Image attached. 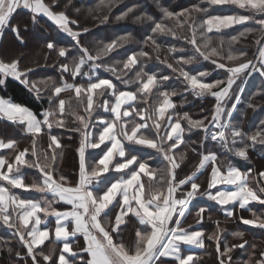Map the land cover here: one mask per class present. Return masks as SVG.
<instances>
[{"label": "snow or ice", "instance_id": "snow-or-ice-1", "mask_svg": "<svg viewBox=\"0 0 264 264\" xmlns=\"http://www.w3.org/2000/svg\"><path fill=\"white\" fill-rule=\"evenodd\" d=\"M118 2L119 0H99L96 10L107 8L110 12L111 7ZM155 3L162 13L160 21L141 13L134 17V22H152V34L145 37V44L153 46L157 58L162 47L155 39L157 34L179 39L180 32L186 31L187 34L182 38L192 47L194 54L182 57L176 63L191 64L200 57L226 73L224 79L208 82L204 79L209 76L208 72L191 74L183 67H174L167 59L162 61L174 73L178 72L183 77L186 91H190L194 97L203 99L210 96L215 99L210 118L206 116L194 120L188 113L173 114L176 105L171 97L177 93L175 90H160L162 83L170 79L169 76L144 70L141 59L151 58L148 52H132L126 59L112 60L111 63L105 60H111L112 53L133 39L131 33L117 36L110 42H102V46L94 50L82 44V35L89 33L90 29L80 28L79 21L68 16L67 10L70 7L77 14L81 11L74 7L73 0H0V33L10 28L19 43H25L20 26L11 23L13 14L17 9L23 8L31 13L33 25L38 23L40 16L46 17L60 32L74 41L71 49L60 46L55 40L46 44L49 52L57 53V70L60 73L58 82L52 77L40 81L30 79L35 67L47 66V54L45 65L37 64L26 68L20 66L22 53L8 61L0 58V85H4L7 78H12L23 84L38 100L44 98L46 91H51L47 96L49 106L39 114L20 103L0 98V117L23 126V136L31 137V151L28 148L17 151L18 140L8 139L5 142L0 138V150L16 151L11 161L0 155V182H3L0 183V227L12 232L13 238H18L19 244L26 249L24 254L16 252L18 261L30 258L31 264H196L197 258L191 253L185 255L182 248L205 247V233L199 230L189 231L188 228L192 226H184L190 215L189 205L192 201L198 196L214 201L221 206L225 222L235 219L237 204L239 209L247 211H251L248 208L251 202L264 205V185L257 181L254 189L249 184L250 178H254L253 169L242 171L230 161H221L216 152L205 150L198 153L200 159L195 170L177 179L178 170L186 161L187 153L178 155L174 152L181 145L189 144L185 132L192 133L195 130H200L205 135L200 141H191L192 144L199 143L203 146L205 141L210 140L231 155L246 161L249 160V148L264 146V120L251 134L243 132L233 123V112L241 99L239 93L235 94V103L231 104V109L227 108L228 102L233 99V88L238 80L252 72L264 77V0H201L208 7L197 4L180 12L163 7L160 0H155ZM217 5H234L251 15L210 14L209 8ZM138 8L139 5L133 3L115 19L123 21ZM92 11L93 9H89V13ZM201 15L203 19L199 18ZM108 21L109 16L106 14L100 22ZM167 21L173 23L169 24ZM246 23H254L258 27L245 28L239 35L224 39V30ZM254 33L259 34L255 40L258 46L255 63L253 59H245L246 51L233 48L242 38ZM214 39L217 41L215 44ZM73 50L76 55L69 60V53ZM177 51L184 50L168 48L170 54ZM60 58L67 62H60ZM121 64L122 67L118 68ZM55 66L54 64L53 67ZM86 67L87 71L84 70ZM136 67H139V71L135 72L133 79H123ZM101 68L112 73L125 88L132 84L138 85L136 91L120 90L112 79L98 76L97 70ZM65 74L73 82H68ZM78 77H85L86 80L76 83ZM242 91L240 88L239 92ZM67 92L74 93V96L61 98V94ZM261 95H264V88L252 94L253 97ZM153 96L155 100H151ZM101 98L102 103L99 102ZM73 99L76 101L75 105L72 103ZM141 102L145 107H137ZM247 106L253 109L255 107L251 103ZM101 108L103 113H110V117H105L98 111ZM69 116L78 127H68ZM135 117H139V122ZM182 121L187 123V128L182 126ZM54 128L74 131L80 135L79 145L75 149L78 172L74 183L59 171L58 161L64 157V146L61 139L53 134ZM45 135L48 139L47 150L38 147L40 139ZM237 144L243 146L237 147ZM136 145L154 149L163 157L167 162L164 175L161 170L152 168L147 160L133 154L136 149L130 146ZM101 146H104L103 149ZM89 149H101L102 155L90 163L87 156ZM192 151L195 152L196 149ZM23 168L37 170L39 178H34L31 184L26 183ZM209 168L207 187L201 191L202 185L197 181ZM110 172L121 175L112 181L105 175ZM256 175L264 180V171ZM143 177H147V184ZM218 185L231 187L220 189ZM12 189L33 190L43 194L44 198H21ZM48 195L51 196L50 200L47 199ZM60 202L70 205V209L61 211L53 207ZM227 205L234 207L228 210L224 207ZM112 208L117 209L114 220L110 218ZM207 211L205 207L197 210V224L204 221V213ZM252 216V219L240 217V220L245 225L264 229V219L254 212ZM49 217L55 218L54 227L49 225ZM208 218L211 219L210 216ZM129 219L135 221V237L130 245L124 243L121 228L129 223ZM215 223V232L207 238L215 243L219 264H232L231 253L237 248L244 249L248 243L243 239L245 233L238 230L228 233L241 241L230 245L224 235L227 230L220 226V221ZM79 236L83 237L85 246L77 250ZM46 241L53 245L56 242L62 244L58 256L55 246L47 253L43 250L42 246ZM10 244V241L4 242L9 253L13 251ZM252 248L255 249L256 245L253 244ZM82 253L87 254V259ZM253 255L254 253L250 254L243 264H252ZM259 256L255 264H264V251Z\"/></svg>", "mask_w": 264, "mask_h": 264}, {"label": "trees", "instance_id": "trees-1", "mask_svg": "<svg viewBox=\"0 0 264 264\" xmlns=\"http://www.w3.org/2000/svg\"><path fill=\"white\" fill-rule=\"evenodd\" d=\"M63 2H66V0H63ZM133 3L139 5L137 11L133 15L127 17L125 20L117 21L115 17L120 15L121 12L125 11L126 8L130 7ZM98 4L99 0H73L74 7L81 9L80 13L77 14L72 10L71 7L67 10L69 17L79 21L80 28L88 27L90 29L89 33L82 35L81 43L87 45L90 50H94L95 48L102 46V42H110L117 36L131 33L133 39H131L127 44H124L122 48L112 53L111 60L108 58H105V60L111 63L112 60L126 59L127 55L131 54L132 52H139L140 50L148 52L151 58L146 57L141 59V65L143 66L144 70L149 73L155 72L160 75L169 76L170 79L162 83L160 90H175L177 93V95L171 97L172 102L176 105L173 114L183 115V113H188L194 120L203 119L206 116H209L210 118V112L213 108V105L215 104V99L210 96L203 99L194 97L190 91H186V84L183 82V77L179 76L178 72L174 73L170 68L167 67L165 63H162V61L167 59V62L173 64L174 67H183L185 71H188L191 74H197L200 71L208 72L209 76L204 78L208 82L224 79L226 77V73L222 69L216 68L211 62L205 61L200 57H197V59L191 64L180 65L176 63V61L180 60L182 57L186 58L187 56L194 54L192 47L182 38L187 34V32H180L181 38L179 39L171 35L157 34L155 39L157 40V43L162 45L158 54L159 58H157V53L154 51L153 46L150 43L145 44V37L152 34V22H134V17L136 15H140L141 13H145L153 17L155 21H160L162 19V13L157 7L155 0H119L118 3L111 7L110 12L107 8H101L99 11H97L96 6ZM160 4L174 12H180L183 9L191 8L193 5L197 4H200L202 7H208L206 3H201V0H160ZM89 9H93V11L89 13ZM209 13L213 15H251L250 12L239 9L234 5L212 6L209 8ZM106 14L109 16V21L107 23H101V19ZM199 18L203 19L204 17L201 15ZM13 22H17V24H19L21 36L25 40L24 44H20L19 41V44H16L17 47L21 48L20 53L23 54L21 62H27V67H34L37 64L45 65V54H47V66L35 67V71L30 74V79L33 81H40L48 77H52L58 82L60 73L57 70L59 67V64L57 63V53L49 52V50L46 48V44L50 40H55L60 46H67L71 49L73 48L74 41H72L71 38L67 36V34L60 32L56 26L46 17L40 16L38 18V23L33 25L31 23V13L25 9H21L16 12V15L13 17ZM167 23L171 24L173 22L167 21ZM25 26H27L26 31ZM72 27L76 29L75 25ZM249 27L256 28L258 26L254 23L235 25L233 28L224 30L222 34L224 39L228 40L231 38V36L239 35L240 32ZM258 35V33L249 34L247 37L242 38L240 42L233 45L234 49L246 51L247 56L245 59H253L254 63L256 62L254 58L257 54L258 48V46L255 44V40L257 39ZM213 43L215 44L217 41L214 39ZM170 47L183 49L184 51H177L170 54L168 52V48ZM225 48H227V45H225ZM74 55H76L75 50L69 53V60H71L72 56ZM60 62L67 61H65L63 58H60ZM54 64L56 65L55 67H53ZM20 66L21 68H26L22 66V64ZM117 67H122V64L118 65ZM84 70L87 71V67ZM136 71H139V67H136L133 71L129 72L127 76L123 77V79H133ZM96 74L102 78L112 79L113 83H115L120 90L136 91V88L138 87V85L132 84L125 88V85L121 83L120 80H117L112 73L104 71L103 68L98 69ZM65 76L68 82H73L70 76L67 74H65ZM246 76L247 75L238 80L237 84L234 86L233 99L228 102L227 108H231V104L235 100V94L238 93ZM84 80H86L85 77H78L75 82L81 83ZM40 87H43V85H40ZM262 88H264V77H261L256 72H252L245 82V86L240 95L241 99L237 104L232 117L233 123L245 133H254L260 126V122L264 120V95L256 97L252 96L254 92ZM50 94L51 91L48 90L44 93V98L38 100L32 93L28 91V89L25 88L23 84L12 78H7L5 84L0 85V95L10 98V100L15 103H20L21 105L28 107L37 114L49 106L47 96ZM73 96L74 93L72 92L61 94V98L65 99ZM109 99L114 100V98L111 97H109ZM151 100H155V96L151 97ZM102 101L103 98H101L99 102L102 103ZM72 103L75 105L76 101L73 99ZM249 103L255 106L254 109L247 106ZM137 107H145V105L141 102L137 104ZM98 111L103 113L102 108L98 109ZM135 120L139 122V117H135ZM67 121L68 127L70 129L78 127V124L72 122V117H67ZM182 126L185 128L188 127L185 121H182ZM22 128L23 126H17L16 124L0 119V138L4 140H18L19 143L17 151L23 150L25 148H28L29 151H31V137L23 136ZM52 131L53 134L57 135L61 139V142L64 146V157L62 160L58 161L59 171L65 176L69 177L70 181L74 183L77 180L78 172V156L75 149L79 145L80 135L77 132L65 129L54 128ZM184 135L189 141V144L181 145L178 150H174V152H177L178 155L179 153H187L186 161L178 170L177 179L183 178L185 175L190 174L195 170V167L200 159V156L198 155L199 152L212 150L220 156L221 161H230L233 166L238 167L242 171H247L249 168L253 169L254 178H250L249 180L251 187L255 189L257 187V181H259L261 185H264V180H260L256 175L260 171H264V146L256 145L254 148H249V160L246 161L242 158L231 155L226 151V149L222 148L216 142L210 140L205 141L203 146H201L199 143L192 144L191 141H200L205 135V133L200 130H195L192 133L185 132ZM47 144L48 139L45 135L40 139L38 147L47 150ZM236 146L242 147L243 145L237 144ZM103 147L104 146H101L102 149ZM130 147H135L136 149L133 154H136L140 158L147 160L152 168L161 170L162 175L165 174L167 162L164 161L163 157L159 155L154 149H147L139 145ZM192 149H196V151L194 152ZM10 152V157L14 158L16 151L11 150ZM1 154L2 153H0V155ZM100 155H102L101 149H89L87 151V156L90 163L94 162L96 159H99ZM28 158L31 159L30 156ZM22 171L25 173V182L28 184H31L34 178H39V173L35 169L23 168ZM209 172L210 168L205 171L197 181L202 185L201 191L207 187V177ZM105 175L108 176L110 180L114 181L115 179H118L121 174L110 172ZM143 180L145 184L148 183L147 177H143ZM12 191L25 199L32 198L37 200L39 197L43 196V194L33 190L12 189ZM212 191L214 192L215 189ZM47 198H51V196L48 195ZM200 207H205L208 209V211L204 213V221L200 224H197V217L195 213ZM224 207L228 210H232L234 206L227 205ZM248 208H250L251 211L239 209L238 204L235 205V219L225 222V215L221 210V206L217 205L214 201H209L206 197L199 196L194 201H192V203L189 205L190 215L187 217L184 226L188 228V226L191 225L192 227L188 228L189 231L199 230L205 233V247L203 249H194L193 251L195 257L197 258L196 264H219V261L217 260V253L215 251V243L214 241H209L207 238L209 234L214 233L216 230L215 221H220V226L227 230L224 235L226 236L227 242L230 245L241 243V241L234 239L231 235H228V233L237 230L245 233L243 239L248 243L245 245L244 249L237 248L231 253L233 258L232 264H243V261H247L249 259V255L253 253L254 255L252 264H255V260L260 258L259 253L264 251V229L255 228L252 225H245L241 222L240 217H243L244 219H252V213L254 212L256 215L264 219V205H260L257 202H252L248 205ZM209 216L211 219L208 218ZM132 222L133 221H130L126 226H121L123 236L126 235L125 232L127 226H131ZM5 241L11 242L10 246L13 249L11 253H9L6 247H4ZM253 244L256 245L255 249L252 248ZM53 246H55L56 255L58 256L59 249L62 246V244L59 242H56L55 245H53L50 241H46L42 248L47 253ZM221 250H223V245H221ZM17 251H19L21 254H24L26 249H24L19 244L18 238H13L12 232L4 227H0V264H31L30 258H28L27 261H18L16 258ZM82 255L86 259V253H82Z\"/></svg>", "mask_w": 264, "mask_h": 264}, {"label": "crops", "instance_id": "crops-1", "mask_svg": "<svg viewBox=\"0 0 264 264\" xmlns=\"http://www.w3.org/2000/svg\"><path fill=\"white\" fill-rule=\"evenodd\" d=\"M21 9H23V8L17 9V11L21 10ZM16 12L13 14V17H14V15H16ZM13 17L11 18V23L13 25H17V22L16 23L13 22ZM16 44L18 45L19 43H18V40L16 39L15 35L11 32L10 28H6L2 33H0V58L8 61V60H11V59L17 57L18 55H20V51L18 53H15V54L6 55V53H11L12 49L17 47ZM21 64H22V62H21ZM0 98L10 99V98H7V97H3L2 95H0ZM104 116L105 117H110V113H104ZM0 119L4 120L6 122H9L6 119H4L3 117H0ZM125 119H127V118H125ZM9 123H11V122H9ZM6 141L7 140H5V142ZM10 151H11L10 149H3V150H0V153H2L1 154L2 156L7 157L11 161L14 158L10 157V153H11ZM0 183H3V182H0ZM217 187H220V189H225V188H230L231 186L218 185ZM16 195H18V194H16ZM43 198H44V196H41L37 200L43 199ZM29 199H32V198H29ZM47 199L50 200L51 198H47ZM53 207L57 208V210H61L62 211V210L70 209L71 206L70 205H65L62 202H60V203L54 204ZM116 211H117L116 208H112L111 209L110 218L113 219V220H114ZM40 215L43 218V214L41 213ZM130 221H133V222H132L131 226H129V225L127 226V229H126V232H125L126 235L123 236L124 243L125 244H129V245L132 243V241L134 240V237H135V221L132 220V219H129V222ZM48 223H49L50 226L54 227L55 218L54 217H49L48 218ZM255 228H259V227H255ZM77 241H78L77 250H79V248H83L85 246L82 236L77 237ZM182 248L184 250V254L185 255L191 253V254L194 255V257H195V254L193 253V251H194V249H198V248H196L194 246H182ZM86 259H87V254H86Z\"/></svg>", "mask_w": 264, "mask_h": 264}, {"label": "rangeland", "instance_id": "rangeland-1", "mask_svg": "<svg viewBox=\"0 0 264 264\" xmlns=\"http://www.w3.org/2000/svg\"><path fill=\"white\" fill-rule=\"evenodd\" d=\"M20 50H21V48L15 47L14 49H12L11 53H6V55L18 53ZM22 66L27 67L28 66V63L22 61ZM243 82H244V80H243ZM243 82H242V84H243ZM241 88H242V85H241ZM238 93H239V91H238Z\"/></svg>", "mask_w": 264, "mask_h": 264}, {"label": "water", "instance_id": "water-1", "mask_svg": "<svg viewBox=\"0 0 264 264\" xmlns=\"http://www.w3.org/2000/svg\"><path fill=\"white\" fill-rule=\"evenodd\" d=\"M248 77H249V75H247L246 78L244 79V82H243V84H242V89L244 88V86H245V82H246V80L248 79ZM239 95H241V92H239ZM233 103H235V100H234Z\"/></svg>", "mask_w": 264, "mask_h": 264}]
</instances>
